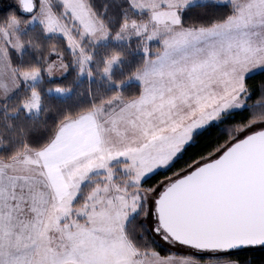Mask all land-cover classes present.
Listing matches in <instances>:
<instances>
[{"label":"snow or ice","instance_id":"obj_1","mask_svg":"<svg viewBox=\"0 0 264 264\" xmlns=\"http://www.w3.org/2000/svg\"><path fill=\"white\" fill-rule=\"evenodd\" d=\"M0 264H264V0H0Z\"/></svg>","mask_w":264,"mask_h":264}]
</instances>
